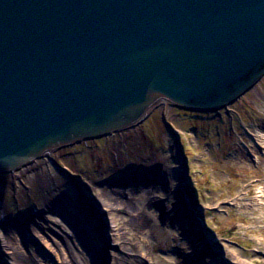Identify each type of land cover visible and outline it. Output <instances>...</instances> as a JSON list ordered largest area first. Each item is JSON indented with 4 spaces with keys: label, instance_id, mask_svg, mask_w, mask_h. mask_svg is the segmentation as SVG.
Returning a JSON list of instances; mask_svg holds the SVG:
<instances>
[{
    "label": "water",
    "instance_id": "obj_1",
    "mask_svg": "<svg viewBox=\"0 0 264 264\" xmlns=\"http://www.w3.org/2000/svg\"><path fill=\"white\" fill-rule=\"evenodd\" d=\"M263 76L264 0H0V174Z\"/></svg>",
    "mask_w": 264,
    "mask_h": 264
},
{
    "label": "rangeland",
    "instance_id": "obj_2",
    "mask_svg": "<svg viewBox=\"0 0 264 264\" xmlns=\"http://www.w3.org/2000/svg\"><path fill=\"white\" fill-rule=\"evenodd\" d=\"M220 112L218 115L185 113L161 102L137 126L52 153L55 185L54 180L39 177L42 159L25 170L0 174V206L10 208L11 219L18 213L30 216L43 211L45 204L51 203V191L63 181L72 196L77 192L72 189L73 185L92 191L96 187H133L135 194L128 198L137 202L143 198L137 190L148 180L137 181L134 175L159 178L158 189L165 190L170 181L165 180L163 172L169 174V168L175 163L174 171L178 169L183 175L186 204L182 211L184 224L190 229L181 234L172 233L170 240L166 238L167 232L175 229V222L170 224L164 220L159 225L156 221L150 238L152 245L137 262L174 264L167 260L173 254L178 256V264H197V260L183 262L177 249L185 239L197 235L210 240L206 251L200 252L204 258L209 256L218 262L219 256L221 264H264V77L236 103ZM254 135L262 137L255 145ZM244 145H250L251 151ZM21 198L29 204L26 211L19 205ZM30 199L37 207L30 204ZM33 208L37 211L33 212ZM128 211L123 208L119 212L125 215ZM3 213L0 209V216L8 218ZM67 237H73L71 232ZM82 245L87 252L85 242ZM139 248L144 245L134 246L136 250ZM57 262L54 258V264H61Z\"/></svg>",
    "mask_w": 264,
    "mask_h": 264
},
{
    "label": "bare ground",
    "instance_id": "obj_3",
    "mask_svg": "<svg viewBox=\"0 0 264 264\" xmlns=\"http://www.w3.org/2000/svg\"><path fill=\"white\" fill-rule=\"evenodd\" d=\"M175 108L185 113L208 114ZM219 112H213V114H221ZM259 138L262 137L253 136L254 145ZM243 147L251 151L250 145ZM50 159L52 160L51 154L41 160L40 164L43 163V165L39 177L42 176L51 182L54 180L52 184L55 185L56 166ZM175 165L174 163L173 167L169 168V174L163 172L165 180L170 181L169 187H164L165 190L158 189L159 178L156 180L148 176L146 179L148 174L142 177L135 174L137 181L148 180L142 183L137 190L143 197L141 200L137 199V202L130 200L134 198H128L129 195L135 194L136 190H133V187L126 189L96 187V190L92 191L83 186H77V188L74 186L72 189H77V192L72 196L62 180L63 183L55 186L51 191V196L53 195L51 203L45 198L47 204L43 211L39 210L30 216L18 213L11 219L10 208L5 209L0 206L3 214L8 216V218L0 216V222L6 226L5 228L2 224L0 225V251L2 252L0 264H54V258L61 264H141L136 259L145 255L144 250L150 249L152 245L150 238L157 226L156 221L159 225L164 220L170 224L173 223L172 221L175 222V229L167 232L166 238L170 240L172 233L181 234L190 229L189 225L184 224L185 215L182 211L186 204L183 175L178 169L174 171V168H177ZM43 193L46 195L48 190L45 189ZM21 199L18 200L19 205L26 211L29 204L25 202L26 199ZM30 204L37 207L31 199ZM154 207L155 210H153ZM123 208L129 210L125 215L119 212ZM33 209V212L37 211V208ZM137 219H142V222L137 224ZM70 232L73 235L72 238L67 237ZM182 238L185 239L184 236ZM82 242L87 245L89 249L87 252L84 251ZM208 242L210 240L206 237L197 238V235H194L192 238L185 239L180 247H177L181 251L178 255L181 254L179 257H182L185 263L197 260V264H221L219 256L218 262L216 258L212 261L209 256L208 258L201 256L200 252L206 251ZM140 244L144 245V248L134 249V246H140ZM170 246L171 251L172 242ZM173 248L176 249V246ZM177 257L172 254L167 256V260L178 264ZM237 263L249 264L247 262Z\"/></svg>",
    "mask_w": 264,
    "mask_h": 264
}]
</instances>
